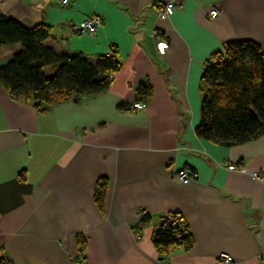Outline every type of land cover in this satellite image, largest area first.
<instances>
[{
    "label": "crops",
    "instance_id": "crops-1",
    "mask_svg": "<svg viewBox=\"0 0 264 264\" xmlns=\"http://www.w3.org/2000/svg\"><path fill=\"white\" fill-rule=\"evenodd\" d=\"M68 1L0 0V15L28 28L45 24V44L57 53L94 62L115 52L121 68L104 93L45 111L0 87L3 255L12 264H223V254L229 264H264V185L227 170L264 174V135L228 148L195 134L205 62L232 41L264 50V0ZM169 2L174 12L158 19ZM213 8L219 14L210 19ZM92 15L102 26L76 34ZM18 50L0 47V63ZM141 81L151 87L146 100L137 94ZM136 101L146 108L133 110ZM181 168L197 179L176 180ZM171 214L182 216L194 246L164 263L151 237Z\"/></svg>",
    "mask_w": 264,
    "mask_h": 264
},
{
    "label": "trees",
    "instance_id": "trees-1",
    "mask_svg": "<svg viewBox=\"0 0 264 264\" xmlns=\"http://www.w3.org/2000/svg\"><path fill=\"white\" fill-rule=\"evenodd\" d=\"M50 29L45 24L28 28L0 15V47H19L6 66L0 67V87L19 103L40 111L59 102H79L83 97L104 93L112 75L121 68L115 52L95 61L79 53H57L45 41ZM200 121L195 134L201 140L234 147L264 135V50L251 41H232L205 62L199 84ZM150 84L141 81L137 94L146 98ZM105 181L96 191V204L104 209ZM144 216L141 225L148 224ZM151 241L165 263L175 251H189L193 236L180 214L164 217ZM0 264H12L0 248Z\"/></svg>",
    "mask_w": 264,
    "mask_h": 264
},
{
    "label": "built area",
    "instance_id": "built-area-1",
    "mask_svg": "<svg viewBox=\"0 0 264 264\" xmlns=\"http://www.w3.org/2000/svg\"><path fill=\"white\" fill-rule=\"evenodd\" d=\"M56 3H59L63 6L68 5L69 1L68 0H53ZM175 10V5L173 2L166 3L163 6H160L158 11H157V18L158 19H166L169 16L172 15V13ZM219 14V10L216 8H213L210 13H209V18L210 19H215ZM102 19L98 15H92L90 17H87L82 23L78 24L77 26L74 27V32L76 34H85V35H94L99 27L102 26ZM147 106L146 102H140L136 101L132 104V109L133 110H143ZM228 171H236L241 174H249L253 179L258 180L260 183L264 185V174L261 172H252L249 173L246 168L244 167H237L235 165H228L227 166ZM176 180H178L181 183H188L190 181H194L197 179V173L194 171L190 170L189 168H181L175 173ZM139 238V237H138ZM219 261L223 264H229L232 262L231 257L228 255H220L219 256ZM72 264H77V263H72ZM166 264V263H165Z\"/></svg>",
    "mask_w": 264,
    "mask_h": 264
},
{
    "label": "rangeland",
    "instance_id": "rangeland-1",
    "mask_svg": "<svg viewBox=\"0 0 264 264\" xmlns=\"http://www.w3.org/2000/svg\"><path fill=\"white\" fill-rule=\"evenodd\" d=\"M9 60H10V59H6V60L2 61V63H0V67L6 66V65L8 64V62H9ZM135 231L141 232L140 229H135ZM136 236H137V237H136L137 239H140V238H141V236L138 235L137 233H136ZM138 237H139V238H138Z\"/></svg>",
    "mask_w": 264,
    "mask_h": 264
}]
</instances>
